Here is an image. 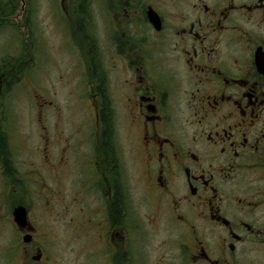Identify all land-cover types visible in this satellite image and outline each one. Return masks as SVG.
<instances>
[{
  "label": "flooded vegetation",
  "instance_id": "af4514ba",
  "mask_svg": "<svg viewBox=\"0 0 264 264\" xmlns=\"http://www.w3.org/2000/svg\"><path fill=\"white\" fill-rule=\"evenodd\" d=\"M87 1L82 23L72 12L95 47L96 140L83 166V215L69 220L83 234V264H264V0H102V53ZM15 207L0 236L13 231L18 245L11 256L0 248V264L16 255L54 264L51 235L38 233L28 205L21 227Z\"/></svg>",
  "mask_w": 264,
  "mask_h": 264
},
{
  "label": "rangeland",
  "instance_id": "374dc122",
  "mask_svg": "<svg viewBox=\"0 0 264 264\" xmlns=\"http://www.w3.org/2000/svg\"><path fill=\"white\" fill-rule=\"evenodd\" d=\"M94 2L89 6L95 20L92 36L102 53L106 37L99 22L105 8L102 0ZM0 5L8 14L4 17L0 11L3 86L6 81L0 90V133L6 131L9 136L7 151L17 181L10 177V186L5 183L0 158V218L9 225L13 208L28 205L38 233L51 235L54 264H83V234H74L69 220L83 215V166L96 140L95 102L88 96L93 80L89 62L95 47L76 30L69 0H0ZM109 52L106 64L113 67H108L109 77L117 88L114 48ZM119 98V94L112 96L113 105L120 114V126L128 130L130 122L121 113ZM124 162L127 173L135 178L140 172L135 156L126 154ZM6 233L3 229L0 248L11 256L18 236L12 231L9 238ZM16 256L10 264H19Z\"/></svg>",
  "mask_w": 264,
  "mask_h": 264
},
{
  "label": "trees",
  "instance_id": "16d2710c",
  "mask_svg": "<svg viewBox=\"0 0 264 264\" xmlns=\"http://www.w3.org/2000/svg\"><path fill=\"white\" fill-rule=\"evenodd\" d=\"M9 6L12 5V8L14 7V1H10ZM73 7H78L79 10H73L74 13L78 14L80 13L81 17H80V21L81 23L83 22L84 19V15L87 13V7H88V1L87 0H77ZM0 11H2V15L4 17H6L7 14V10L4 9L1 5H0ZM0 158L2 159V163H3V169H4V173L5 175L10 179V177L13 178L14 181L15 180V174H14V162L13 159L11 158V155L9 154V152L7 151V147L8 145L5 143V138H4V133H0ZM20 181V180H18ZM17 182V181H16Z\"/></svg>",
  "mask_w": 264,
  "mask_h": 264
},
{
  "label": "water",
  "instance_id": "95a60500",
  "mask_svg": "<svg viewBox=\"0 0 264 264\" xmlns=\"http://www.w3.org/2000/svg\"><path fill=\"white\" fill-rule=\"evenodd\" d=\"M14 219L21 226L24 227L28 224V210L25 205H18L14 209ZM31 239L30 236L27 237L29 241Z\"/></svg>",
  "mask_w": 264,
  "mask_h": 264
}]
</instances>
